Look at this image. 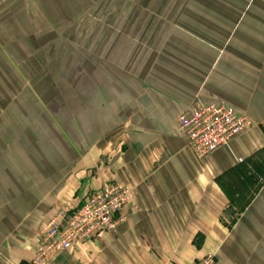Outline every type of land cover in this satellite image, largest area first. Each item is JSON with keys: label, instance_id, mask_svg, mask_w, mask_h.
<instances>
[{"label": "crops", "instance_id": "crops-1", "mask_svg": "<svg viewBox=\"0 0 264 264\" xmlns=\"http://www.w3.org/2000/svg\"><path fill=\"white\" fill-rule=\"evenodd\" d=\"M75 22L92 52L69 57L53 30ZM0 47L20 76L51 77L57 59L66 84L67 60L79 78L56 125L22 96L17 113L0 104L13 114L0 118V264L35 256L46 196L77 203L107 181L134 189L122 227L54 264H264V0H0ZM197 99L256 125L198 159L177 123ZM235 171L252 191L239 213L223 185Z\"/></svg>", "mask_w": 264, "mask_h": 264}, {"label": "rangeland", "instance_id": "rangeland-1", "mask_svg": "<svg viewBox=\"0 0 264 264\" xmlns=\"http://www.w3.org/2000/svg\"><path fill=\"white\" fill-rule=\"evenodd\" d=\"M103 2H105V0H103ZM150 2L153 3L155 2V0H150ZM117 4L120 3L118 2ZM99 16L103 17L105 16V14L89 13L86 14L85 20L94 22L97 21L96 19ZM132 17L134 20L140 19V14H132ZM79 24L80 23L77 24L75 22L73 24H70L69 28H62L61 30L59 28L53 30L54 37L57 38L60 42H63L62 44L66 51L69 53V57L77 55V52L79 51H85L86 53L92 52V47L90 45L87 46L86 43L84 44L82 38V36H84V38L87 39L89 36H91V34L89 33H91L92 30H80V28H78ZM62 44H56L54 45V47L60 48ZM45 52H47V50ZM55 52L53 54L57 53ZM46 56H48V54H46ZM54 60L55 61L51 62L54 66L53 69H58L56 72L60 73V69L62 68L60 67V65L63 62L58 61L57 59ZM46 63H50V61ZM23 64L24 63L21 61L20 64H18V67L22 68ZM76 64L77 62L73 60L66 61L65 70L66 72H68L69 70V75H67L68 73L66 74V80L69 83L66 84L63 76H60V74L58 73H54V75L51 77L37 76L34 78H29L20 76V74L18 73L19 70L13 68L14 65L12 61L0 60V73H5V76H0V104L9 106L8 108H10V111L13 110V112L17 113V107L14 109V107L11 106L13 104H17V98L19 96H22L25 102L31 103V101H33V106L34 103H36V114L38 116L46 115L47 119H50L53 124H55L53 120H56L57 123H60V118L67 117L65 107L62 104L63 100L64 102H66L64 98L68 99V102L70 101L69 103H71L72 96L73 99L75 97L73 94L76 95V92L72 91V93L68 90H65L64 93H62V88L64 85H68V88L77 85V81L79 78L75 76L77 75L75 71V69L77 68ZM89 69L91 72V67ZM15 72L17 73V76H14L13 74ZM30 80L32 81V83ZM62 97L63 100L61 101ZM197 100H193L190 105L181 110L178 115L177 123L179 130L185 138L186 146L192 153L197 156L198 159L202 160L207 156H210L215 151L229 147L238 137L242 136L250 128L256 125L255 120H253L248 114L238 111L240 117H238L237 119V124H239V127H242L244 125L243 129L236 128V130L233 131V137L226 145L221 148L219 146L217 150L207 148V153L209 154L206 153V156H201L200 152L196 149L197 139L194 138L193 132L192 135H189L187 132H185V127L189 124L191 119L194 122V125L197 126L198 121L201 119L200 114L205 113V110L209 109H207L206 107L211 106L210 108L220 109L223 107L230 108L231 106L225 103H216L212 101L204 102L202 100ZM68 109L72 111V114H76V108L75 110L73 109V107H69ZM1 111L2 109L0 108V118L3 116L8 118L13 115H10L7 112L4 115ZM18 111L19 115L15 114L17 117H25L22 114L27 113V109L22 108L21 112L19 109ZM62 114L65 115L62 117ZM75 116H77V114ZM243 120H245L244 124ZM32 127H34V125ZM22 131L24 132L25 130ZM189 139L192 141L194 148L190 147ZM73 175L75 176V172L73 173ZM241 175L248 179L250 176V174L248 173L240 174L238 171H235L232 176L230 175L226 180L223 181V185L226 191L234 202L233 210H235V212L237 211V213H239L240 209L244 207V204L248 202L252 194L251 190L247 188H240L237 184V177H241ZM251 181L252 180H250V182ZM48 196H46L45 200L40 204L44 205L47 202L49 203L46 213L42 215L41 221L40 219H38L37 222L38 226L40 221V228L37 237V250L35 256L31 258L29 264H54L57 259H59L63 254L74 251L80 246L92 243L106 233H113L119 230L124 223V216L122 215V211L134 200V189L117 181H107L98 187L90 188L84 193H81L77 197L79 198V201L77 203L72 201L69 203L62 201L61 203L59 201L51 200L50 198H48ZM107 205H113L112 207H107L108 213L106 212ZM226 215L228 216H226L227 221L225 220V222L228 225H232L234 223L233 221L235 220L236 214L233 213L232 210H229ZM95 219H97V221H95ZM93 220L94 224L97 225L96 228H92L91 222ZM46 236H54V239L51 240L52 243L50 245L55 247L56 250H59L55 253L50 254L44 263H38L37 259L39 256V248L42 243H44ZM55 242H57V244H55ZM47 247L49 248V246ZM209 255H213L216 260L215 264H218L216 255ZM203 257L197 259L194 263H196Z\"/></svg>", "mask_w": 264, "mask_h": 264}, {"label": "built area", "instance_id": "built-area-1", "mask_svg": "<svg viewBox=\"0 0 264 264\" xmlns=\"http://www.w3.org/2000/svg\"><path fill=\"white\" fill-rule=\"evenodd\" d=\"M210 107H206L207 109L208 108L209 109L205 110V113L200 114L201 119L198 121L197 126L194 125V122L191 119L189 124L185 127L186 128L185 132H187L189 135H192L193 132L194 138L197 139L196 149L200 152L201 156L205 155L208 152L207 148L217 150L219 146L221 148L224 145H226L233 137L232 136L233 131L236 130V128L243 129L244 127V125L242 127H239V124H237V119L238 117H240V115L238 114L239 112L233 107L230 108L223 107L220 109L210 108ZM245 120H243V124ZM189 145L190 147L194 148L192 141L190 139H189ZM110 206L112 207L113 205L106 206V212H107V207ZM95 221H97V219H95ZM91 224H92V228H96L97 225L94 224V220L91 222ZM52 239H54V236L51 237L46 236L44 243H42V245L40 246L39 256L37 259L38 263H44L50 254L55 253L56 251L59 250V249L56 250L55 247L50 245L52 243L51 241ZM55 244H57V242H55ZM47 246H49V248ZM215 261L216 260L213 255H208L203 257L194 264H215Z\"/></svg>", "mask_w": 264, "mask_h": 264}]
</instances>
